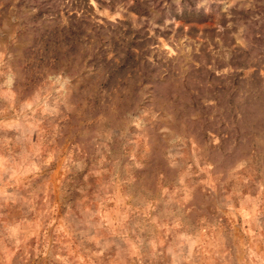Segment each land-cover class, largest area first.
<instances>
[{
  "label": "rangeland",
  "instance_id": "rangeland-1",
  "mask_svg": "<svg viewBox=\"0 0 264 264\" xmlns=\"http://www.w3.org/2000/svg\"><path fill=\"white\" fill-rule=\"evenodd\" d=\"M0 264H264V0H0Z\"/></svg>",
  "mask_w": 264,
  "mask_h": 264
}]
</instances>
